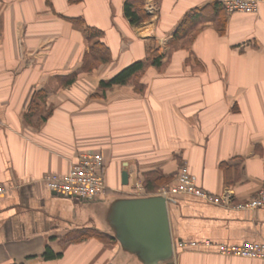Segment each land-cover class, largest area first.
<instances>
[{
    "label": "crops",
    "instance_id": "0c3cea01",
    "mask_svg": "<svg viewBox=\"0 0 264 264\" xmlns=\"http://www.w3.org/2000/svg\"><path fill=\"white\" fill-rule=\"evenodd\" d=\"M127 1L0 0V264H143L115 238L112 217L123 201L156 194L145 190L147 174L170 185L183 165L200 189L232 199L168 201L172 264H264L218 253L264 243V208H235L264 191V0L253 14L230 15L217 0H146L138 26ZM203 7L192 40L173 41ZM74 19L103 32L110 62L91 67L86 25ZM150 47L160 68L100 87L145 61ZM88 152L104 157V194L84 200L47 189L46 174L66 175ZM48 248L60 256L46 259Z\"/></svg>",
    "mask_w": 264,
    "mask_h": 264
},
{
    "label": "built area",
    "instance_id": "2783aa9c",
    "mask_svg": "<svg viewBox=\"0 0 264 264\" xmlns=\"http://www.w3.org/2000/svg\"><path fill=\"white\" fill-rule=\"evenodd\" d=\"M227 14L243 13L253 14L258 9L259 0H217ZM147 12L152 15L156 8L152 2L147 5ZM104 167V157L100 153L88 152L80 154L72 162L69 172L59 176L46 174L42 180L47 189L58 195L79 197L81 199L92 200L100 197L106 190V183L102 174ZM5 190L0 188V194ZM159 194L164 195L169 201H176L181 195H194L209 203L231 206L230 194L222 196H211L197 184V177L190 171L187 165H183L177 174L176 180L169 189L162 190ZM234 207V206H233ZM237 209H260L264 208V191H260L256 197L247 203L237 205ZM201 243L184 242L181 248H198ZM209 245V242H205ZM218 253L223 256L242 257L259 259L264 261V243H246L241 246L220 245Z\"/></svg>",
    "mask_w": 264,
    "mask_h": 264
},
{
    "label": "water",
    "instance_id": "95a60500",
    "mask_svg": "<svg viewBox=\"0 0 264 264\" xmlns=\"http://www.w3.org/2000/svg\"><path fill=\"white\" fill-rule=\"evenodd\" d=\"M128 178V172L123 171L124 185ZM112 223L115 238L124 249L137 254L143 264H172L174 249L167 197L155 194L125 200L114 213Z\"/></svg>",
    "mask_w": 264,
    "mask_h": 264
},
{
    "label": "trees",
    "instance_id": "16d2710c",
    "mask_svg": "<svg viewBox=\"0 0 264 264\" xmlns=\"http://www.w3.org/2000/svg\"><path fill=\"white\" fill-rule=\"evenodd\" d=\"M81 0H71L72 3L80 2ZM146 0H128L124 5V12L127 18H129L130 22L133 25H140L148 18V14L144 10ZM219 3V2H218ZM217 2L214 4L215 7L223 10L226 14V10L224 7ZM205 7L201 9H195L190 11L182 20V22L177 26L174 34L173 41H179L182 37H188V41L190 42L193 38L192 31L194 27L203 20ZM76 23L86 25L85 22H82L79 19H74ZM225 21H221L220 25H218L219 30L223 33L225 31ZM86 32L88 34V40L90 41V51L88 54L87 61L92 63L91 67H97L100 64L108 63L112 59L110 49L100 41V37L102 36V31L97 28L86 25ZM149 57L145 61H137L132 63L130 66L126 67L122 71H120L113 78L103 81L100 84L102 89L111 88L114 85H126L133 80L137 79V77L145 71V69L152 65L154 67L160 68L162 63V56L159 54L158 48H149ZM86 61V62H87ZM169 183V178L158 173L152 172L145 176L144 187L146 192L148 193H157V191L167 185ZM60 255H55L51 253L49 248L46 250L44 257L46 259H53L59 257Z\"/></svg>",
    "mask_w": 264,
    "mask_h": 264
},
{
    "label": "rangeland",
    "instance_id": "374dc122",
    "mask_svg": "<svg viewBox=\"0 0 264 264\" xmlns=\"http://www.w3.org/2000/svg\"><path fill=\"white\" fill-rule=\"evenodd\" d=\"M154 5V4H153ZM154 8H156V6L154 5ZM155 12V11H154ZM171 185H173V184H170V185H165V186H163V187H161L158 191H157V193L156 194H158V193H160L162 190H167V189H169L170 188V186Z\"/></svg>",
    "mask_w": 264,
    "mask_h": 264
}]
</instances>
